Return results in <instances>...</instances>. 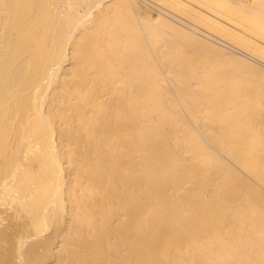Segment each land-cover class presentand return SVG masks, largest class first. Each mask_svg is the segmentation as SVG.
Here are the masks:
<instances>
[{
    "label": "bare ground",
    "instance_id": "1",
    "mask_svg": "<svg viewBox=\"0 0 264 264\" xmlns=\"http://www.w3.org/2000/svg\"><path fill=\"white\" fill-rule=\"evenodd\" d=\"M159 1L262 66L135 0H0V264H264V0Z\"/></svg>",
    "mask_w": 264,
    "mask_h": 264
},
{
    "label": "rangeland",
    "instance_id": "2",
    "mask_svg": "<svg viewBox=\"0 0 264 264\" xmlns=\"http://www.w3.org/2000/svg\"><path fill=\"white\" fill-rule=\"evenodd\" d=\"M137 3H141L144 7H147L148 8V10H150V11H152V12H154V13H156V14H158V15H161L162 14V16L165 18V19H170L169 21L170 22H173V23H175V24H177V25H179L180 27H183L186 31H189V32H191L193 35H196V36H198V37H205L204 38V40L206 39L208 42H210V43H212V44H215V45H217L219 48H221V49H223V50H225V51H229V53H231V54H235V56L237 57L238 56V58H244V60L245 61H250L249 63H253V64H256V65H261L262 66V64H260L259 63V61L255 58V57H251V55H249V54H247L246 52H244V51H241V50H239V49H237L236 47H234V45H232L233 43H231V42H227L226 40H225V38L224 39H222L221 38V40H220V38L218 37V35L217 34H215L214 33V31H212L211 29H207V27L205 28V27H202L201 28V26L198 28L195 24H193V23H191V22H189V21H187V20H185L182 16H181V14L178 12V11H173L172 9H170V8H167V6H165L164 5V3H161V1H159V0H143V2H142V0H135ZM248 1V4L250 5V6H252V4H253V1L252 0H247ZM148 3V4H147ZM151 4H153V5H151ZM156 5V6H155ZM163 5V6H162ZM163 7V8H162ZM152 8V9H151ZM156 10H155V9ZM158 10V11H157ZM161 10V11H160ZM165 10V11H164ZM162 12V13H161ZM163 12H165V14L163 13ZM170 13V14H169ZM165 16H164V15ZM169 15V16H168ZM168 16V17H167ZM171 16V17H170ZM179 16V17H178ZM175 18V19H174ZM180 19V20H179ZM186 24V25H185ZM190 26V27H189ZM189 27V28H188ZM191 29V30H190ZM204 29V30H203ZM200 30V31H199ZM204 32H205V35H204ZM203 35V36H202ZM209 35V36H208ZM200 37V38H201ZM207 37V38H206ZM208 37H212L211 39H209ZM202 38V39H203ZM214 38V39H213ZM212 39L214 40V41H212ZM217 41H219V42H217ZM237 50V51H236ZM240 52V53H239ZM247 54V55H246ZM249 55V56H248ZM253 58V59H252ZM248 59V60H247ZM255 60H257V61H255Z\"/></svg>",
    "mask_w": 264,
    "mask_h": 264
}]
</instances>
